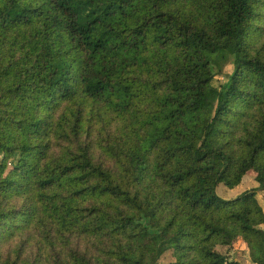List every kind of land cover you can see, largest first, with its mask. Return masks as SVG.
Masks as SVG:
<instances>
[{"label":"trees","instance_id":"16d2710c","mask_svg":"<svg viewBox=\"0 0 264 264\" xmlns=\"http://www.w3.org/2000/svg\"><path fill=\"white\" fill-rule=\"evenodd\" d=\"M263 190L264 0H0V264H264Z\"/></svg>","mask_w":264,"mask_h":264},{"label":"rangeland","instance_id":"374dc122","mask_svg":"<svg viewBox=\"0 0 264 264\" xmlns=\"http://www.w3.org/2000/svg\"><path fill=\"white\" fill-rule=\"evenodd\" d=\"M231 68H232L231 64L227 65L224 69L223 75L218 77L220 84L226 83L227 72H231ZM255 177L256 175L254 173H250L243 179L242 183L234 189H230L226 187L224 184H220L216 190L217 194L225 200H231L237 198L245 191L258 187V183L256 182ZM258 200L264 209V190L259 191ZM219 251L224 255H227L229 259L239 261L241 264H253L249 257L248 248L241 241L237 242L232 249L220 248ZM170 261H172V258L170 253H168L164 257L163 263L165 264Z\"/></svg>","mask_w":264,"mask_h":264}]
</instances>
